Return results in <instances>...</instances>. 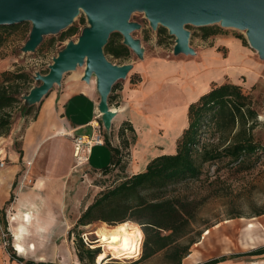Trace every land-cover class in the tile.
<instances>
[{
    "label": "rangeland",
    "instance_id": "1",
    "mask_svg": "<svg viewBox=\"0 0 264 264\" xmlns=\"http://www.w3.org/2000/svg\"><path fill=\"white\" fill-rule=\"evenodd\" d=\"M130 22L141 25V28L133 33V36L140 41L144 57H162L169 60L180 59L195 63L192 64L193 66L190 65L192 62L186 63L183 73L181 72L179 75L186 82L183 83L181 89L172 87L168 92L162 91L158 94V96H161L160 100L158 97L153 105H147V110L149 108L154 114L153 118L159 113H171L174 114L177 123H181V128H183L184 109L185 107L189 108L192 99L198 94H203L208 87L217 83L231 82L240 84L245 92L251 95L253 108L257 112V120L254 123L250 119L245 123L239 121L234 128L231 126L223 133L212 135L209 132L203 133V136L209 140L208 142L213 143V146L222 149V146L227 141L236 140L240 130H245L247 132L246 138L254 137V141L264 147V59L251 47L246 30L226 28L221 26L220 23L203 27L188 25L186 28L191 35L190 46L196 53L194 55L185 53L175 55L173 51L176 37L171 35L167 28L159 25L154 30L142 11L133 12ZM89 26L86 14L80 11L78 17L69 27L57 34L45 36L41 44L33 52L23 51L29 39L32 23L25 22L13 26H0L2 39L0 40V82L5 78L4 73H9L12 79L20 73H26L30 77L28 82L26 80L17 81L21 92V103L12 111V123L13 127L15 126L16 128L15 133H13L12 138H10L11 132L8 136L0 137V160L5 162L4 167L0 166V177L12 165L11 153L14 149H20V144L16 140L17 134L24 130L26 123L35 115V112H33L25 119V111L29 104L23 98L33 88L41 84V82L36 81V75L47 74L49 66L59 52L69 42L78 41L83 30ZM70 28H78V32L62 41V36ZM207 32L216 34L209 38H204V34ZM226 39L238 40L241 47L232 45L228 47V45L222 44L221 40L224 41ZM111 40L116 44L123 43V36L116 32L112 34ZM129 50L130 55L125 59L116 58L109 53H105V56L108 61L116 65L136 64L143 59L131 49ZM211 51L217 52L211 59L210 64L212 66L204 64V62H197L196 58L207 56ZM84 71L85 67H78L75 71L65 73L62 84L55 85L52 90L64 89L73 91L75 87L66 85L83 82ZM178 72L180 73V71ZM134 77V70H132L126 79L118 81L117 84H122L127 79ZM90 85L98 93L95 76L92 77ZM111 94L113 95V93ZM38 104L33 105L34 111H36ZM147 110L145 109V113H147ZM151 121L154 124L156 123L153 120ZM154 127L156 126L154 125ZM116 128L117 126L114 125L113 129L115 130ZM156 129L162 130L163 133L170 134L172 132V130L170 132L166 126L162 125L156 127ZM111 131L112 129L104 131L106 138H112ZM105 132L108 133L106 134ZM137 136L139 135L137 134ZM239 137L242 138L243 136ZM109 157L110 153L107 147H98L95 149L93 160L89 165L93 169H98ZM236 165H228L227 161L205 164L203 166V176L199 181L186 183L181 186L190 198L196 200L198 213L195 226L197 231L203 232L200 241L191 249V252L196 255L189 262L184 259L182 264H201L224 256L245 254L264 248V153L256 161L255 165L249 169L242 170L237 168ZM24 166L23 164L20 166L17 178L13 179V182L16 181L15 189H13L15 197L14 202L10 206H6L5 203L10 199L12 191L9 186L3 190L0 185V206L5 208L6 212L5 216L0 213V264H27L30 261L34 262V264H88L87 262L81 263L78 259V234H80L86 246L103 252L105 250L103 246L105 242H101L95 232L102 225L113 226L107 223H94L75 228V225L82 211L93 201L94 197L104 186L109 185L117 177L118 171L103 177L100 172L88 169L87 165L81 166L79 173L72 180V185L69 186L68 191L63 196L65 205L58 212L63 216V223L59 226H64V230L60 231L59 228H55L50 232L43 233L36 222L32 223L29 227L30 235L26 237L25 242L35 243L37 248L34 252L19 255L15 251L13 223L10 218L14 216L15 210L13 207L16 205L21 191L22 178L26 171ZM251 222L256 224V229L248 228ZM126 223L137 226L139 231H142L141 226L138 224L133 222ZM71 231L73 233L70 234ZM12 254L23 258V262L12 261ZM141 255L142 248L141 254L135 258L114 259L111 255H108L109 259L107 261L98 263L96 259L95 264H168L166 258L162 255L148 261L139 262ZM194 259L196 261L191 263ZM217 264H264V255L242 256Z\"/></svg>",
    "mask_w": 264,
    "mask_h": 264
},
{
    "label": "trees",
    "instance_id": "2",
    "mask_svg": "<svg viewBox=\"0 0 264 264\" xmlns=\"http://www.w3.org/2000/svg\"><path fill=\"white\" fill-rule=\"evenodd\" d=\"M77 32L78 28H70L62 36V41ZM215 34L207 32L204 38ZM111 37L104 48V54L128 58L129 48L121 42L114 43ZM4 75L5 78L0 82V137L10 134L13 125L12 111L21 103L17 81L28 82L30 79L26 73L17 74L14 79L9 73ZM117 85L114 86L112 93ZM108 102L112 105V94ZM33 107L32 105L27 108L26 115L33 113ZM187 117L188 126L177 139L175 153L157 156L143 171L133 174L129 172L131 164L129 149L136 143L137 134L132 124L123 123L119 130L121 145L113 146L108 139L106 140L105 145L111 152V160L109 165L99 171L103 177L118 171L117 177L109 185L104 186L86 206L75 228L94 223L116 226L133 222L141 226L144 234L139 262L162 255L168 264H182L191 254L192 247L200 241L203 232L197 231L195 226L198 213L196 200L190 198L181 186L199 181L203 176L205 164L227 161L228 165L237 164V168L245 170L254 166L264 153V147L256 143L254 137L246 138L245 130H240L236 140L227 141L222 149L213 146V143L208 142L209 140L203 136V133L209 132L212 135L223 133L231 126L234 128L239 121L245 123L250 119L254 123L257 120L251 95L247 94L240 84L224 82L213 85L209 92L190 104ZM33 118H36V114ZM20 155L22 156L21 152ZM15 185L16 183L13 184V189ZM13 199L12 193L6 206H10ZM0 213L5 216V208L0 209ZM78 236L79 261L95 264L100 250L86 246L80 234ZM263 255L264 248L245 254L224 256L201 264H217L242 256ZM11 258L12 261L23 262V258L15 254H12ZM27 264L34 262L30 261Z\"/></svg>",
    "mask_w": 264,
    "mask_h": 264
},
{
    "label": "crops",
    "instance_id": "3",
    "mask_svg": "<svg viewBox=\"0 0 264 264\" xmlns=\"http://www.w3.org/2000/svg\"><path fill=\"white\" fill-rule=\"evenodd\" d=\"M221 42L228 47L230 45L241 47L236 39H226L221 40ZM216 53L211 51L207 56L196 58L197 62H204V64L212 66L210 62ZM142 58L140 62L132 64L135 77L127 79L122 84L118 83L113 92V103L110 107H113L112 110L115 109L117 115L113 119L112 138L108 139L104 135V131L107 130L103 126L99 112L100 95L98 96L99 92H95L91 87V80L90 82L82 80L83 82L77 84L69 83L66 85L75 87L73 91L51 90L40 101L36 111L33 110L36 118L30 119L24 130L17 134L16 140L20 144V149H14L11 153L12 165L0 177V179L7 177L6 186L3 187L1 182L0 185L3 190L8 186L10 187L11 197V194H14L13 184L16 183L15 180L13 182V179L17 178L20 166L25 165L26 171L22 178L21 191L16 205L13 207L15 213L10 218L13 223L14 239V234L21 231L25 240L30 235V225L35 222L43 233L50 232L55 228H59L60 231L64 230V226H59L63 223V216L58 212L65 205L63 196L68 191L69 186L72 185V180L79 173L81 167L76 165L74 158L73 137L102 136L105 142L108 139L113 146L120 147L119 130L122 124L125 122L132 124L139 136H137L138 142L136 141L129 149L131 161L129 172L131 174L143 171L146 165L157 156L175 153L177 139L188 126V107H185L183 113V128H181V123H177L174 114L159 113L153 118L154 114L146 107L150 104L153 105L156 98L159 97L160 100L161 96L158 94L162 91L168 92L172 87L181 89L185 81L179 75L181 72L183 73L186 63L192 62L191 66L195 63L180 59L144 57V55ZM211 88L212 86L208 87L203 94L209 92ZM203 94H198L191 103L196 102ZM145 109L147 113H145ZM30 115H26L25 111V119ZM151 120L156 123L154 124ZM153 124L156 127L166 126L172 132L170 134L163 133L162 130L156 129ZM114 125L117 126L115 130L113 129ZM15 131L16 128L12 125L10 138L13 137ZM98 147H107V145L94 146L87 156L88 162L86 163L88 169L96 172L104 168L103 166L109 165L111 160L109 150V162L106 159L98 169L91 168L89 164L93 160L95 149ZM32 184L33 186H31ZM0 209L3 207L0 206ZM26 213H29L32 219L30 224L25 227L18 222L20 216ZM192 256L193 253L186 258L187 262L191 260ZM194 261L196 260H192L191 263Z\"/></svg>",
    "mask_w": 264,
    "mask_h": 264
},
{
    "label": "water",
    "instance_id": "4",
    "mask_svg": "<svg viewBox=\"0 0 264 264\" xmlns=\"http://www.w3.org/2000/svg\"><path fill=\"white\" fill-rule=\"evenodd\" d=\"M83 11L89 27L76 42H69L49 66L47 74H37L41 84L33 88L24 100L29 106L40 101L60 85L65 73L85 67L83 80L96 77L100 95L99 112L104 128L112 129L117 112L109 105V96L118 81L128 77L132 64L116 65L108 61L104 48L113 33L123 36V44L140 58L144 51L133 33L141 28L130 22L135 11H142L156 30L159 25L176 37L174 54L194 55L190 32L186 26L203 27L221 24L226 28L247 31L253 49L264 59V0H0V26L32 23L24 52H33L50 34L69 27Z\"/></svg>",
    "mask_w": 264,
    "mask_h": 264
},
{
    "label": "bare ground",
    "instance_id": "5",
    "mask_svg": "<svg viewBox=\"0 0 264 264\" xmlns=\"http://www.w3.org/2000/svg\"><path fill=\"white\" fill-rule=\"evenodd\" d=\"M0 182L3 187L6 186L8 182L7 177H2V179H0ZM20 219L18 224L26 227L30 224L32 217L29 213H26L20 216ZM248 228L256 229L257 226L254 222H251L249 223ZM95 233L97 234L101 242H105V244L103 245L105 247V250L101 252L97 257L98 263L107 261L109 259V257H107L108 255H111L114 259H131L141 254L144 235L142 231H139L137 226L127 223L118 224L113 227L102 225L97 229ZM14 235L15 251L19 255H26L29 252H34L36 250V244L26 243L22 237L23 233L21 231H17ZM195 255L196 254L193 253L192 257H194Z\"/></svg>",
    "mask_w": 264,
    "mask_h": 264
},
{
    "label": "built area",
    "instance_id": "6",
    "mask_svg": "<svg viewBox=\"0 0 264 264\" xmlns=\"http://www.w3.org/2000/svg\"><path fill=\"white\" fill-rule=\"evenodd\" d=\"M105 139L102 136H76L73 137L74 158L77 166H84L88 162V154L94 146H104ZM0 166L4 167L5 162L0 160Z\"/></svg>",
    "mask_w": 264,
    "mask_h": 264
}]
</instances>
